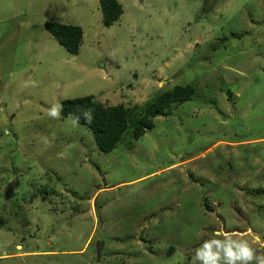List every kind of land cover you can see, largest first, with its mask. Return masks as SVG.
Instances as JSON below:
<instances>
[{
  "label": "rangeland",
  "instance_id": "374dc122",
  "mask_svg": "<svg viewBox=\"0 0 264 264\" xmlns=\"http://www.w3.org/2000/svg\"><path fill=\"white\" fill-rule=\"evenodd\" d=\"M118 1L106 27L99 0H0V264H192L218 233L264 254V0ZM46 22L80 26L79 54ZM91 95L132 110L110 153L47 115Z\"/></svg>",
  "mask_w": 264,
  "mask_h": 264
},
{
  "label": "trees",
  "instance_id": "16d2710c",
  "mask_svg": "<svg viewBox=\"0 0 264 264\" xmlns=\"http://www.w3.org/2000/svg\"><path fill=\"white\" fill-rule=\"evenodd\" d=\"M103 12V23L110 27L123 15V6L118 0H99ZM45 29L71 55L79 54L84 32L80 26L60 22H46ZM231 91V90H230ZM229 91V92H230ZM196 93L193 85L176 86L160 94L144 109L140 118L133 121L132 138L138 140L148 131L155 128V118L168 117L167 112L173 105L184 104ZM62 116L80 117L78 124L88 128L94 136L99 149L105 153L115 150L130 131L131 111L123 104L108 106L100 102L94 95L63 101ZM93 110V122L86 123L83 110Z\"/></svg>",
  "mask_w": 264,
  "mask_h": 264
},
{
  "label": "clouds",
  "instance_id": "9594fccd",
  "mask_svg": "<svg viewBox=\"0 0 264 264\" xmlns=\"http://www.w3.org/2000/svg\"><path fill=\"white\" fill-rule=\"evenodd\" d=\"M62 105L53 104L47 115L59 120L61 118ZM83 118L86 123L93 122V110L84 109ZM80 117L73 119V124L79 122ZM47 142V141H45ZM224 235V239H210L204 241L195 249L192 264H264V254H257L256 250L246 239H233L230 234Z\"/></svg>",
  "mask_w": 264,
  "mask_h": 264
},
{
  "label": "water",
  "instance_id": "95a60500",
  "mask_svg": "<svg viewBox=\"0 0 264 264\" xmlns=\"http://www.w3.org/2000/svg\"><path fill=\"white\" fill-rule=\"evenodd\" d=\"M103 242L100 241L98 244H97V259L98 261L100 260V257H101V253H102V249H103Z\"/></svg>",
  "mask_w": 264,
  "mask_h": 264
}]
</instances>
